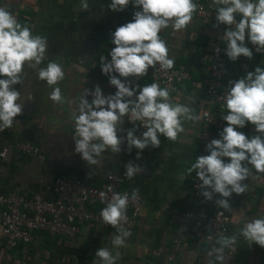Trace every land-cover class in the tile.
Segmentation results:
<instances>
[{
    "label": "crops",
    "instance_id": "obj_1",
    "mask_svg": "<svg viewBox=\"0 0 264 264\" xmlns=\"http://www.w3.org/2000/svg\"><path fill=\"white\" fill-rule=\"evenodd\" d=\"M80 2L0 0V7L12 12L20 23L31 29L33 35L47 38V58L40 67H46L49 61L62 66L65 78L58 86L64 97L74 99L84 89L91 91L96 86L103 95H113L115 87L100 72L101 56L110 57L109 53L114 48L111 34L117 27L128 23V16L136 8L129 4L122 12H112L109 9L111 0H88V10L82 11ZM202 3L207 13H216L213 0H202ZM227 27H220L212 18H202L193 13L192 21L184 30L176 31L171 27L159 33L169 49V58L174 60L173 67L183 66L194 84H180L177 91L170 94L172 102L188 104V97H192L194 102L190 106L195 115L206 106L203 89L207 75L202 61L205 42L214 38L226 48L227 41L223 36ZM245 44L252 50V59L241 56L233 62L225 54L220 58L226 70L223 82L226 91L231 87L230 81L245 78L248 72L264 67V53H257L247 38ZM125 82L139 92L150 84V79L145 75L139 79L129 77ZM14 89L21 92L23 111L14 118L16 123L12 128L0 132V148L26 142L38 148L44 159L39 161L15 149L10 150L4 159H0V195L16 192L30 196L41 191L55 176L80 179L85 172L115 173L123 170L129 161H134L135 150L129 151L128 147L121 146L117 154L105 152L100 157L99 167H89L75 152L72 138L74 105L51 101L49 94L52 88L38 79L35 70L27 67L23 82L15 85ZM87 99L91 102L92 97ZM226 114L227 109L220 116ZM124 119L122 129L126 133L134 124L128 121V117ZM183 128L176 141H169L161 135L159 148L144 149L138 161L148 168L147 175L135 177L132 185L122 186L129 192L138 190L142 203L135 226L128 229L127 246L119 249L121 257L117 264H194L204 251L203 243L189 240L187 248L175 254L171 262L166 259L178 229L168 221V214L195 209L189 186L192 174L187 170L195 163L199 127L196 121H184ZM223 128L211 131L209 140L220 139ZM250 129L254 126L246 124L236 130L250 139ZM225 162L230 161L225 158ZM94 182L99 184L97 180ZM242 183L248 186L246 192L240 195L233 193L228 198L231 211L219 208L232 221L238 222L229 227L228 237L238 234L245 223L264 217V173H256L252 169V175ZM214 196L220 198L218 194ZM115 234V229L82 223L71 236L48 237L35 233L29 243L12 249H5L0 240V264H93L98 249L106 247L112 250L111 237ZM152 252L157 255L153 256ZM225 264H264V248L249 245L242 236L238 237L235 252L231 258H225Z\"/></svg>",
    "mask_w": 264,
    "mask_h": 264
},
{
    "label": "clouds",
    "instance_id": "obj_2",
    "mask_svg": "<svg viewBox=\"0 0 264 264\" xmlns=\"http://www.w3.org/2000/svg\"><path fill=\"white\" fill-rule=\"evenodd\" d=\"M129 4L138 11L134 12L132 22L117 27L111 34L114 48L109 53L110 60L101 56L102 74L109 77L110 85L116 89L115 94L105 96L96 86L91 91L84 89L74 99L64 97L58 86L65 78L60 64L49 61L46 67H40L47 58V38L33 35L12 12L0 7V132L12 128L16 123L14 118L22 114L24 101L14 86L23 82L26 67L35 70L38 79L52 88L51 101L74 105L72 138L75 152L89 167H99L100 157L105 152L119 153L124 139L129 151L138 150L136 159L139 160L144 149L160 147L161 135L174 142L184 131V121H198L200 117L190 106L194 102L192 97H188V104L173 103L169 89L161 88L158 83L144 86L137 95V88L125 81L129 77L139 79L150 67L157 65L163 70L173 68L174 60L169 58V49L159 33L169 27L184 30L199 6L194 0H111L109 9L122 12ZM212 6L215 7L217 25L228 26L223 39L227 41L225 55L229 60L235 62L241 56L252 59L253 53L245 44L246 38L257 53H264V0H213ZM88 8V0H81L80 10ZM237 16L241 17L238 22ZM229 84L230 89L221 98L227 109V114L222 117L227 127L220 133V139H213L206 145L209 154L197 157L187 172H195L206 201L213 200L218 194L220 198L215 200L216 206L230 212L228 198L233 193L246 192L248 186L242 182L252 175V169L264 173V67H257L245 78ZM88 96L92 97L91 102ZM125 117L134 127L127 130L125 138H121L118 133L123 130ZM136 122L145 129L141 136L134 134ZM246 124L254 126L258 134L249 139L236 130ZM225 158L230 162H225ZM124 167L128 180L144 171L131 161ZM101 197L106 206L100 216L106 225L116 230V234L111 237L112 250L98 249L93 264H117L121 257L119 249L127 246L126 239L130 235L125 228L129 194L113 192L108 199L105 193H101ZM137 198L138 190L134 189L131 199ZM220 215L223 213L219 212ZM241 236L249 245L264 248V217L245 223L238 234L220 235L215 242L219 246L211 248L207 255L215 257V264H225V250L233 249ZM209 264L214 261L210 259Z\"/></svg>",
    "mask_w": 264,
    "mask_h": 264
},
{
    "label": "built area",
    "instance_id": "obj_3",
    "mask_svg": "<svg viewBox=\"0 0 264 264\" xmlns=\"http://www.w3.org/2000/svg\"><path fill=\"white\" fill-rule=\"evenodd\" d=\"M194 2L199 6L197 11L194 12L197 16L212 18L217 23L216 13L213 15L207 13L203 8L202 0H194ZM136 11L138 9L134 12ZM134 12L128 16V23L132 22ZM240 18L237 16V20ZM219 26L224 27L225 25L219 24ZM217 49H219L218 52L216 51ZM224 54L225 47H222L217 39L209 38L205 42L202 61L205 64L207 75L203 89L206 106L200 110L198 114L200 119L196 121L199 127L200 140L195 161L197 157L209 154L206 151V145L211 142L209 140L210 132L225 126V121L220 116V113L226 109L221 98L227 94V91L223 88L226 70L220 63V58ZM107 60H110V57ZM101 67L100 72L102 74ZM157 68L158 65L150 67L147 71L146 75L150 79V84L158 83L161 88H168L170 94L176 92L178 86L182 83L188 82L194 85L189 73L181 65L169 70ZM113 75L118 77L117 73H113ZM104 76L108 77L107 75ZM115 92L116 89H114L113 95ZM138 94L139 92L137 91ZM210 120L211 122H209ZM136 124L137 130L134 134L141 136L145 129L139 126L140 122H136ZM256 134L258 133H255L254 129H250L248 133L250 137ZM118 136L125 138L126 133L122 130L118 133ZM121 146L127 147L126 139H124ZM12 149L30 155L39 161L44 159L43 153L38 148L26 142H17L1 147L0 159H4ZM133 149L135 150L133 163L144 168V171L135 177L145 176L148 173V168L139 163L136 159L138 150ZM124 172L125 168L115 173L85 172L80 179L55 176L43 186L41 191L35 192L30 196H24L16 192L1 194L0 240L4 248L12 249L20 244H27L35 233H42L48 237L71 236L77 232L78 225L82 223H94L103 228L114 229L110 225H106L100 216L101 210L106 206L101 193H105L108 199L111 198L113 192L121 195L124 193L129 194V204L126 213L128 221L125 224V228L127 230L132 229L136 224L142 199L138 193V198L132 200V192L122 188L125 184L132 185L135 178L128 180ZM94 180L99 181V184H95ZM200 183L195 172H193L189 179L190 191L195 203L193 211L171 212L168 214V221L177 225L178 228L171 240L167 253L166 259L169 262L173 260L175 254H179L187 248L189 240H194L204 244V251L194 264H209L210 259L215 264V257H209L207 252L213 247H218L219 245L215 242L219 236H227L229 227L238 223L237 221H232L229 216L216 206L215 196L211 201L205 200L201 194V189L198 187ZM109 186H111V190H109ZM219 212H222L223 215L218 216ZM234 252L235 246L233 249H226L225 258H231ZM151 254L153 256L157 255L156 252Z\"/></svg>",
    "mask_w": 264,
    "mask_h": 264
}]
</instances>
